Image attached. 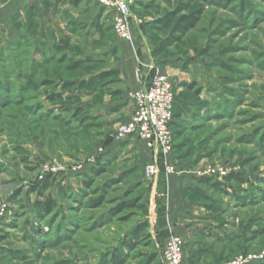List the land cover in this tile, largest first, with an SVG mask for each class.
<instances>
[{
  "label": "rangeland",
  "instance_id": "obj_1",
  "mask_svg": "<svg viewBox=\"0 0 264 264\" xmlns=\"http://www.w3.org/2000/svg\"><path fill=\"white\" fill-rule=\"evenodd\" d=\"M131 23L128 42L97 0H0V264H112L119 252L164 264L171 233L187 241L185 264H264V0H137ZM133 43L152 77H181L192 121L176 120L169 160L200 185L186 194L205 224L196 238L157 226L144 141L114 139L127 112L89 104L113 102L118 72L106 69ZM47 197L51 213L38 207ZM129 200L140 202L120 211ZM143 225L149 237L130 250Z\"/></svg>",
  "mask_w": 264,
  "mask_h": 264
},
{
  "label": "built area",
  "instance_id": "obj_2",
  "mask_svg": "<svg viewBox=\"0 0 264 264\" xmlns=\"http://www.w3.org/2000/svg\"><path fill=\"white\" fill-rule=\"evenodd\" d=\"M97 1L110 13L117 37L132 41L131 12L137 0ZM136 75L141 79L140 71ZM130 99L134 110L131 116L118 126L114 139L124 141L136 137L146 143L155 155L154 160L146 167L148 177L160 173L159 163L162 161L163 173L174 174L176 170L169 160L174 146L172 123L176 103V91L172 81L168 76L157 72L146 88L131 92ZM162 258L164 264H185V244L180 235L170 234Z\"/></svg>",
  "mask_w": 264,
  "mask_h": 264
},
{
  "label": "crops",
  "instance_id": "obj_3",
  "mask_svg": "<svg viewBox=\"0 0 264 264\" xmlns=\"http://www.w3.org/2000/svg\"><path fill=\"white\" fill-rule=\"evenodd\" d=\"M119 48V60L116 61L114 65L106 69V71L114 70L118 72L117 75L119 77V80L116 85L114 84V91H116L117 93L111 96H107L109 99H115H112L113 102L104 104L89 102L90 105L94 106L93 112H97L96 115H101L104 117H109L111 115H116L119 113L121 114L126 111L127 114L124 117V120L117 125H120L122 122L128 119L134 110L133 102L130 99V93L141 88H146L152 78L149 73L152 65L147 63L144 58V53L142 54L143 58H139V55L135 50V43H133L132 46L126 45L120 46ZM138 71H140L141 73V79H139L136 75ZM175 71L176 69L174 70V68H169L168 72L164 71L166 73H163L170 78L174 87L176 86L175 83H178L181 78L180 75H176ZM156 72L160 71L157 70ZM175 113L176 117L175 123H173V128L176 126L175 124H178L177 122H179L176 120L192 121L191 116L187 114V111L184 107V101H179L176 99ZM127 141H131V143H133V138H128L121 142ZM143 143L146 146V143ZM144 147L137 148L141 149L144 153H148L149 155V161L147 162V165L143 166L144 180H146L145 196L148 201L151 200L152 207L154 206L156 208L155 211L157 215V226L164 229L169 228V226L174 227L177 225L178 229L181 232H195V234H193L191 237L196 238L200 234L197 233L198 230H195L200 226L204 227L205 224L203 225L198 223L201 222V219H199L197 216L199 215V213L194 209V204L190 201V199L188 200L186 198V194L189 193L191 195L195 187H200L199 183H197L196 180L189 179L188 176L181 173L167 175L162 172L154 177H148L146 175L145 166H148L154 160L155 155L152 150L148 148L145 149ZM147 192L150 195V199H148ZM168 223L170 224L168 225ZM183 238L184 237H182V239Z\"/></svg>",
  "mask_w": 264,
  "mask_h": 264
},
{
  "label": "trees",
  "instance_id": "obj_4",
  "mask_svg": "<svg viewBox=\"0 0 264 264\" xmlns=\"http://www.w3.org/2000/svg\"><path fill=\"white\" fill-rule=\"evenodd\" d=\"M81 1V0H79ZM224 3L227 2V3H232L233 0H222ZM198 22V19L192 15L190 16L189 18H185L183 17V19H181L179 21V23L177 24L176 26V32L178 33H181V35H185L187 34V32L193 28L194 26H196V23ZM114 30V29H113ZM68 43H64V46H67ZM177 97V96H176ZM55 99V98H54ZM53 100V98H52ZM175 106H176V103H175ZM175 117H176V113H175V108H174V120H175ZM64 121V120H63ZM174 122V121H173ZM172 128H173V123H172ZM231 180L233 181H236V182H243L245 181L243 179V177L241 175H231L230 177ZM219 187V185H216V187ZM48 187V182L45 183V187L44 189H46ZM193 192H196V193H200L197 189H194ZM138 202H140L139 200H129V201H125L123 202L120 206H119V209L120 211H124V210H127V209H133V208H136L138 205ZM56 206H57V203L55 200H53L52 198L50 197H47L44 201L42 202H38V207H39V210L42 211V212H45V213H51L53 212L55 209H56ZM147 227L148 225H143L139 228H137L133 233H132V237L130 240H125L124 241V245L128 246L130 250L134 249L136 244L138 242H140V240H144V239H147L149 237V235L146 233V230H147ZM125 249V248H124ZM126 250V249H125ZM120 255H117V254H113V256L111 257V263L112 264H125V260H126V257L125 255L123 254V252H119Z\"/></svg>",
  "mask_w": 264,
  "mask_h": 264
}]
</instances>
